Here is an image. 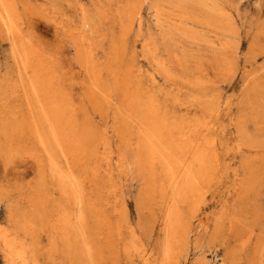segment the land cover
<instances>
[{
    "label": "bare ground",
    "instance_id": "bare-ground-1",
    "mask_svg": "<svg viewBox=\"0 0 264 264\" xmlns=\"http://www.w3.org/2000/svg\"><path fill=\"white\" fill-rule=\"evenodd\" d=\"M108 6L117 9V21L125 19L123 31H129L139 15L137 0L121 6L108 0ZM48 9L54 4L0 0V36L9 46L6 82L0 85V157L6 167L24 162L33 174L29 193H14L26 205H9L5 223L0 222L1 252L9 264H121V254L122 264H133V257L140 264H180L190 225L221 177L209 135L217 118L212 101L203 95L186 99L184 114L176 115L179 98H172L174 107L162 106L154 79L145 83L123 68L125 54L103 52L100 57L101 39L84 13L76 26L68 17L54 21ZM33 17L41 24L51 18L57 39L53 49L24 32L23 19ZM70 46L74 59L67 55ZM79 75L82 80L75 81ZM197 104L202 110L189 114ZM260 107L256 114L262 120L264 104ZM247 118L235 124L242 142L237 149L243 142L255 143V161H247L252 172L251 166L264 161L256 148V129L246 131ZM129 169L141 188L142 211L161 214L141 225L151 228L159 219V251L146 246L141 231L121 218L118 179ZM121 231L128 233L124 245L117 244ZM251 239L244 240L243 250Z\"/></svg>",
    "mask_w": 264,
    "mask_h": 264
},
{
    "label": "rangeland",
    "instance_id": "rangeland-1",
    "mask_svg": "<svg viewBox=\"0 0 264 264\" xmlns=\"http://www.w3.org/2000/svg\"><path fill=\"white\" fill-rule=\"evenodd\" d=\"M36 1L44 5L54 4L55 12L48 9L51 15L56 16L54 21L68 17L79 26L84 13L92 20L93 34L101 39L100 57L103 52L125 54L123 68L135 71L136 76L145 83L154 79L153 86L159 92L162 106L172 107V98H179V105L175 104L176 115L184 114L186 99L203 95V100L212 101L217 118L209 135L213 138V150L218 157V174L221 177L204 196V205L190 225V238L183 246L179 262L264 264V164H254L251 166L252 172H248L247 161H255L256 158L253 155L254 147H251L255 143L243 142L238 150L237 144L242 145V142L235 127L241 117L248 116L246 131L253 133L256 129L254 135L260 142L256 140L259 144L256 148L261 149L259 151L264 161V117L261 120V116L256 114L264 104V0H137L139 15L129 31H123L127 22L125 19L121 24L117 21V9L109 7L108 0ZM117 1L121 6L126 0ZM49 17L48 20L42 19V24L38 22L39 17L24 18L23 28L33 41L53 49L57 39ZM87 31L88 36L93 35ZM8 48L7 42L0 36L2 86L7 77L4 68ZM72 49L70 46L67 52L70 59H74ZM82 78L83 75H79L75 81ZM198 81L201 84L195 87L194 82ZM201 107L200 104L195 105L189 114L200 112ZM95 121L98 122L96 118ZM98 124L102 129L104 122ZM111 141L116 150L115 138ZM7 166L0 157L1 223H5L9 205L11 209H16L18 204L19 207L26 205V199L16 200L14 193L27 194L33 187L29 165L25 166L23 162ZM129 170L118 179L120 189L117 196L123 208L121 218L126 225L141 231V241L146 246L154 252L159 251L162 244L159 219L151 228L144 222L143 229L141 225L142 220H153L161 214L158 210L155 214L147 209L142 211L143 206L139 203L141 188L133 169ZM121 232L117 244L124 245L128 241V233ZM249 235H252V239L243 250L241 245ZM40 240L44 243L45 239L42 237ZM119 259L121 264L125 263L123 254ZM133 260V264H140L137 258L133 257ZM0 264H9L1 248Z\"/></svg>",
    "mask_w": 264,
    "mask_h": 264
}]
</instances>
